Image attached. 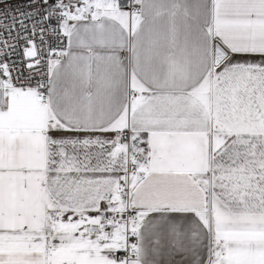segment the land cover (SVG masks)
I'll list each match as a JSON object with an SVG mask.
<instances>
[{
  "label": "snow or ice",
  "instance_id": "6c2138e0",
  "mask_svg": "<svg viewBox=\"0 0 264 264\" xmlns=\"http://www.w3.org/2000/svg\"><path fill=\"white\" fill-rule=\"evenodd\" d=\"M0 264H264V0H0Z\"/></svg>",
  "mask_w": 264,
  "mask_h": 264
}]
</instances>
